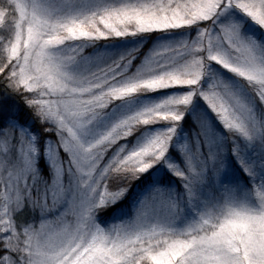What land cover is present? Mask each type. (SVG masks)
Returning a JSON list of instances; mask_svg holds the SVG:
<instances>
[{
    "label": "snow or ice",
    "instance_id": "6c2138e0",
    "mask_svg": "<svg viewBox=\"0 0 264 264\" xmlns=\"http://www.w3.org/2000/svg\"><path fill=\"white\" fill-rule=\"evenodd\" d=\"M0 264H264V0H0Z\"/></svg>",
    "mask_w": 264,
    "mask_h": 264
}]
</instances>
